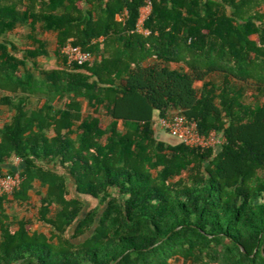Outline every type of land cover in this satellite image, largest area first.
Masks as SVG:
<instances>
[{"label": "trees", "instance_id": "obj_1", "mask_svg": "<svg viewBox=\"0 0 264 264\" xmlns=\"http://www.w3.org/2000/svg\"><path fill=\"white\" fill-rule=\"evenodd\" d=\"M156 112L224 142H164ZM18 173L0 264H264V0H0V177Z\"/></svg>", "mask_w": 264, "mask_h": 264}, {"label": "built area", "instance_id": "obj_2", "mask_svg": "<svg viewBox=\"0 0 264 264\" xmlns=\"http://www.w3.org/2000/svg\"><path fill=\"white\" fill-rule=\"evenodd\" d=\"M149 13H143L138 25V33L149 36L151 31L146 28L145 24L152 11V3L149 2ZM123 20V19H122ZM63 54L67 57L69 65H85L92 61L93 56L89 52L85 51L82 47L74 46L69 43L63 49ZM161 129L167 131L170 135L182 140V144L194 148H210L218 147L223 144L222 139L216 132L211 133L209 136H202L199 133L198 124L196 122L189 121L185 116L175 115L169 118H160L158 123ZM218 137V139H217ZM22 183V177L18 173L13 177H0V196L9 195L19 190Z\"/></svg>", "mask_w": 264, "mask_h": 264}, {"label": "rangeland", "instance_id": "obj_3", "mask_svg": "<svg viewBox=\"0 0 264 264\" xmlns=\"http://www.w3.org/2000/svg\"><path fill=\"white\" fill-rule=\"evenodd\" d=\"M144 13L145 14H147V11H146V9H144ZM255 39H258L257 37H254ZM52 48V47H51ZM52 51H53V49H51ZM47 63V66H51L52 64H53V61H52V59H51V61H48V62H46ZM52 63V64H51ZM201 87H202V85L200 84V83H198L197 84V88L198 89H201ZM155 130H156V134H157V137L160 139V140H162V141H166L167 143H169L168 142V139H170V137H169V133L167 132V131H164L163 129H161L160 128V126L158 125V123H159V121H160V115H159V113L158 112H156L155 113ZM217 139H218V137H217ZM219 140V139H218ZM32 196L34 197V200H35V203H37L38 202V199H39V197H37L35 194H32ZM10 211H16L17 213H23V212H21V211H26V210H24V209H21L20 207H16V206H14L13 207V209L12 210H10ZM31 211V210H30ZM35 211L36 210H34V211H32V213H31V215H33L34 213H35ZM38 227H40V226H38ZM41 228V227H40Z\"/></svg>", "mask_w": 264, "mask_h": 264}, {"label": "crops", "instance_id": "obj_4", "mask_svg": "<svg viewBox=\"0 0 264 264\" xmlns=\"http://www.w3.org/2000/svg\"><path fill=\"white\" fill-rule=\"evenodd\" d=\"M144 9H146L147 13L150 12L149 9H147L146 7ZM144 9L142 10V14L144 13ZM49 38H50V41H51L50 48L52 47L51 49L55 50V48H56V36L55 35H50ZM13 39H14V41H18L19 38H18V36H14ZM52 61H53V64L51 63L52 65L49 66V67L54 68L56 65H58V61L56 59H52ZM218 147H220V146H218ZM20 164H21V161H18V165H17L18 169L20 167Z\"/></svg>", "mask_w": 264, "mask_h": 264}, {"label": "water", "instance_id": "obj_5", "mask_svg": "<svg viewBox=\"0 0 264 264\" xmlns=\"http://www.w3.org/2000/svg\"><path fill=\"white\" fill-rule=\"evenodd\" d=\"M169 137H170V139H168V142L171 145H179V144H182L183 143L181 139L176 138V137H174V136H172L170 134H169Z\"/></svg>", "mask_w": 264, "mask_h": 264}]
</instances>
